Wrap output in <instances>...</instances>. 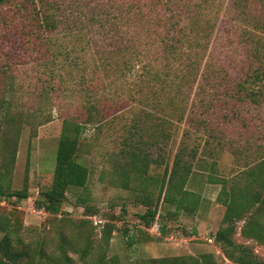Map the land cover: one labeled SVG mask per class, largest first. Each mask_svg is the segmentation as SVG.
<instances>
[{
    "label": "trees",
    "instance_id": "1",
    "mask_svg": "<svg viewBox=\"0 0 264 264\" xmlns=\"http://www.w3.org/2000/svg\"><path fill=\"white\" fill-rule=\"evenodd\" d=\"M223 13L224 24L229 29L221 38L231 45L230 55L236 59L240 74L225 88L231 99L246 101L264 113V0H0V38L11 45L14 44L11 38H16L22 50L17 58L24 59L23 63L37 62L35 64L46 68L72 72L79 67L72 54L75 47L82 44L87 61L94 64L91 66L88 62V68L80 71L87 70L91 80L98 82L95 86L90 80L93 89L83 88V91L92 93L96 89L104 91L103 76L107 77L110 72H128L138 66L142 75L139 93H146L138 103L150 107L151 112H142L140 118L148 126L145 137L144 133L143 137L137 134V140L130 136L122 142L124 148L119 150V156L129 172L122 175L120 185L126 188L136 183L135 187L144 193L139 203L145 210L138 216L144 229H150L156 218L167 220L176 218L179 211L188 216L196 212L199 196L186 188L191 172L182 161L180 147L171 165L165 166L154 198L150 190L147 192L145 173L150 163L157 162L148 160L141 147L170 142L176 126L185 118L197 80L207 72L217 71L210 70L207 59L211 56L209 46ZM91 31L94 36H88ZM143 31L152 34V48L140 41L137 33ZM95 54L100 55L98 60ZM10 58L11 55L0 48V74L16 62ZM51 77L55 79L56 75ZM217 77H213L214 81ZM57 79L61 80V76ZM82 80L84 83V74ZM37 91L41 98L56 90L52 85L43 84ZM97 93L93 98L80 101L85 116L81 122L71 116L62 121L51 183L39 191L34 202L36 209L50 216L60 213L71 187L83 186L87 181L88 170L77 156L86 126L98 127L113 110L119 109L117 102L101 104L103 100L97 98ZM3 113L0 105V120L8 124L12 118ZM4 146L0 140V157ZM260 149L259 155L243 162V169L231 180L207 179V183L221 186L216 202L224 207L213 242L223 258L232 264H264V258L256 255L248 242L264 246V144ZM7 152L10 164L14 150L9 148ZM7 167L6 162L0 164V200L29 198L24 187L9 191L5 186ZM166 206L175 209L165 210L161 215L159 209ZM239 223L242 241L237 242L234 236ZM19 227L17 220L0 216V264H74L64 251L47 255L43 249L22 242L17 236ZM165 229V224L161 223L159 235H164ZM113 230L114 226H106L104 240ZM123 235L127 246L133 244L126 230ZM86 252L87 247L80 250L82 263H85ZM213 257L212 254L163 257L139 264H218Z\"/></svg>",
    "mask_w": 264,
    "mask_h": 264
},
{
    "label": "rangeland",
    "instance_id": "2",
    "mask_svg": "<svg viewBox=\"0 0 264 264\" xmlns=\"http://www.w3.org/2000/svg\"><path fill=\"white\" fill-rule=\"evenodd\" d=\"M224 23L223 13L209 46L211 56L207 59L210 70L220 73L207 72L197 80L185 118L176 126L170 142L141 147L148 160L157 162L150 163L145 173L147 192L150 190L153 198L165 166L171 165L180 147L182 161L191 172L186 188L199 196L196 212L188 216L179 211L176 218L167 220L156 218L150 229H144L138 219L145 210L139 203L144 193L135 187L136 183L126 188L120 185L122 175L129 172L119 156V150L124 148L122 142L130 136L137 140V134L143 137L144 133L145 137L148 126L140 118L142 112H151L150 107L138 103L146 94L139 93L142 75L138 66L128 72H110L107 77L103 76L104 91L96 89L94 93L98 92L97 98L103 100L101 104L117 102L119 109L113 110L98 127L86 126L77 156L88 170L87 181L84 187H71L60 213L50 216L36 209L34 202L39 191L51 183L63 119L71 116L74 121L81 122L85 118L80 101L93 98L94 93L84 92L83 88L93 89L92 82L95 86L98 82L91 80L87 70H80L88 68V62L91 66L94 62L87 61L80 44L72 54L79 67L72 72L46 68L37 62L23 63L24 59L17 58L22 50L16 38H11L13 45L0 38V48L16 61L0 74V105L4 108L3 114L12 118L8 124L0 120V140L5 144L0 164L6 162L8 165L4 183L9 191L24 187L29 194V198L23 200L1 199L0 216L17 220L20 226L17 236L22 242L43 249L47 255L64 251L74 264H96L98 261L139 264L143 260L205 254H212L218 264H232L223 258L213 242L212 236L220 226L224 207L216 202L221 186L207 183V179L231 180L243 169L247 158L259 155L264 144V113L255 105L236 102L228 95L225 87L240 74L236 59L230 55L231 45L221 38L229 29ZM92 32L88 36H94ZM137 35L152 48L150 32ZM9 46L12 47L7 50ZM99 56L95 54L94 58L98 60ZM51 72L56 75L55 79ZM58 75L61 80L57 79ZM43 84L52 85L56 91L38 98L37 89ZM9 148L14 150L10 164L7 161ZM174 209V206H166L158 212L163 215L165 210L172 212ZM89 211L93 213L87 214ZM161 223L166 227L162 236L159 235ZM110 225L114 230L104 240L103 231ZM240 226L241 223L237 224L234 236L237 242L242 241ZM125 230L133 240L130 246L125 244ZM248 242L254 253L264 258V246ZM85 247V263H82L80 250Z\"/></svg>",
    "mask_w": 264,
    "mask_h": 264
}]
</instances>
